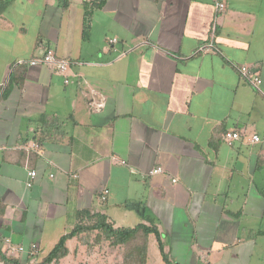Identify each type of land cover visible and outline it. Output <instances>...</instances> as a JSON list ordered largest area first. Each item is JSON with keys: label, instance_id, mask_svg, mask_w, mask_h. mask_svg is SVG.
<instances>
[{"label": "crops", "instance_id": "crops-1", "mask_svg": "<svg viewBox=\"0 0 264 264\" xmlns=\"http://www.w3.org/2000/svg\"><path fill=\"white\" fill-rule=\"evenodd\" d=\"M47 48L66 76L27 63ZM238 128L248 136L226 144ZM85 212L154 226L173 264L258 254L264 0H0V244L45 255ZM80 236L58 262L121 264V245ZM146 242L145 264H165L155 234Z\"/></svg>", "mask_w": 264, "mask_h": 264}, {"label": "trees", "instance_id": "trees-1", "mask_svg": "<svg viewBox=\"0 0 264 264\" xmlns=\"http://www.w3.org/2000/svg\"><path fill=\"white\" fill-rule=\"evenodd\" d=\"M85 214L88 217L87 224H75L68 233L60 237L51 250L43 255L41 261L36 264H57L60 258L68 254V248L65 244L66 240L80 234V238H83V240L88 239L93 242L103 241L111 246L121 245L123 248L121 253V264H145L146 236L148 233L155 234L162 261L165 264H173L168 255L163 251L159 233L154 226L149 227L144 224H138L131 228L113 227L103 214L96 213L88 215L86 212ZM91 232L95 233V235H90ZM26 248H29V246ZM6 253V245L5 242H3V245L0 246V260L5 264H33L32 261H30L32 254L27 251V249L19 253V258L9 257V255H7L8 253Z\"/></svg>", "mask_w": 264, "mask_h": 264}, {"label": "built area", "instance_id": "built-area-1", "mask_svg": "<svg viewBox=\"0 0 264 264\" xmlns=\"http://www.w3.org/2000/svg\"><path fill=\"white\" fill-rule=\"evenodd\" d=\"M217 8H221L222 4L218 3ZM16 63H24V61L20 60ZM29 65H36V64H44L47 66H50L53 68L57 73L65 75L67 69L70 66V62L67 59L60 58L56 55L55 51L52 49L47 48L39 57L32 58L27 61ZM237 71L239 75L244 78L253 88L259 89V85L261 83L260 78L251 72L250 68L246 65H241L237 67ZM66 76V75H65ZM65 82L68 80L65 79ZM248 136L247 131L244 128H238V129H232L227 130L224 132L222 139L223 141L231 145L234 141H239ZM249 140L251 142H257L259 141V137L256 134H251L249 136ZM162 169L160 167H156L153 170L150 171V173H158L161 172ZM28 180L26 182V185L29 187L31 186L32 179L35 177L36 172L34 170H30L27 172ZM174 181V180H173ZM107 190H103L100 194V199L103 200L105 198V195L107 194ZM5 245H6V251L8 254H19L24 251H29L31 254L33 252H36L37 246L35 243H31L29 245V248H25L22 245L14 244L9 238L5 239Z\"/></svg>", "mask_w": 264, "mask_h": 264}, {"label": "rangeland", "instance_id": "rangeland-1", "mask_svg": "<svg viewBox=\"0 0 264 264\" xmlns=\"http://www.w3.org/2000/svg\"><path fill=\"white\" fill-rule=\"evenodd\" d=\"M261 244H263V243H261ZM0 246H1V244H0ZM104 246H106V244H104ZM257 252H258V254H254L252 256V258L249 260H247V257L245 255L240 254L238 256H233L232 260L230 262H228V264H264V244L262 246L261 245L258 246ZM7 255H9V257H14V258L20 257V254H14V255L13 254H7ZM43 255L44 254L40 253L38 248H37L36 252H33L32 258L30 261H32L33 264L39 263L41 261ZM97 255H98L97 259L91 261V260L87 259L85 254L81 251L80 254H73L71 256H68V257L64 258L62 261H59L57 264H96V263L100 264L99 263L100 255H105V253L102 252V253H98ZM149 256L152 259V253ZM185 259H187V256H183L180 259V263L183 264V261ZM0 264H5V263L0 260ZM50 264H52V263H50ZM198 264H204V263H198Z\"/></svg>", "mask_w": 264, "mask_h": 264}]
</instances>
